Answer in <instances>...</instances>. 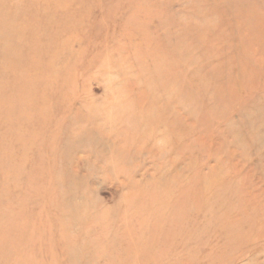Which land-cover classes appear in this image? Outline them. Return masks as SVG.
<instances>
[{
    "label": "rangeland",
    "instance_id": "1",
    "mask_svg": "<svg viewBox=\"0 0 264 264\" xmlns=\"http://www.w3.org/2000/svg\"><path fill=\"white\" fill-rule=\"evenodd\" d=\"M0 264H264V0H0Z\"/></svg>",
    "mask_w": 264,
    "mask_h": 264
}]
</instances>
